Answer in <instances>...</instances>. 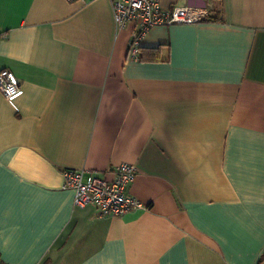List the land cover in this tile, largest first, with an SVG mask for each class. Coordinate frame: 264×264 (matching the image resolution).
<instances>
[{
	"label": "crops",
	"instance_id": "obj_1",
	"mask_svg": "<svg viewBox=\"0 0 264 264\" xmlns=\"http://www.w3.org/2000/svg\"><path fill=\"white\" fill-rule=\"evenodd\" d=\"M217 18L155 26L139 60L112 0H0V264H264V0H161ZM146 208L75 207L64 171Z\"/></svg>",
	"mask_w": 264,
	"mask_h": 264
},
{
	"label": "built area",
	"instance_id": "obj_2",
	"mask_svg": "<svg viewBox=\"0 0 264 264\" xmlns=\"http://www.w3.org/2000/svg\"><path fill=\"white\" fill-rule=\"evenodd\" d=\"M73 2L76 0H66ZM117 28L119 31L131 27L129 57L139 60L142 42L155 26L173 24H198L210 16L207 7L196 5H176L165 9L161 0H112ZM0 32V42L2 40ZM0 90L7 101L14 106V100L22 93L16 75L8 69L0 70ZM139 173L132 163H122L116 167L113 179L102 178L86 169L65 170L64 189L74 192L75 207L92 206L102 217H121L146 206L129 192Z\"/></svg>",
	"mask_w": 264,
	"mask_h": 264
},
{
	"label": "trees",
	"instance_id": "obj_3",
	"mask_svg": "<svg viewBox=\"0 0 264 264\" xmlns=\"http://www.w3.org/2000/svg\"><path fill=\"white\" fill-rule=\"evenodd\" d=\"M214 20H217V18L209 16V17H207V18L205 19V22H207V21H214ZM141 54H142V48H141ZM141 57H142V56H141Z\"/></svg>",
	"mask_w": 264,
	"mask_h": 264
},
{
	"label": "bare ground",
	"instance_id": "obj_4",
	"mask_svg": "<svg viewBox=\"0 0 264 264\" xmlns=\"http://www.w3.org/2000/svg\"><path fill=\"white\" fill-rule=\"evenodd\" d=\"M199 6V5H198Z\"/></svg>",
	"mask_w": 264,
	"mask_h": 264
}]
</instances>
